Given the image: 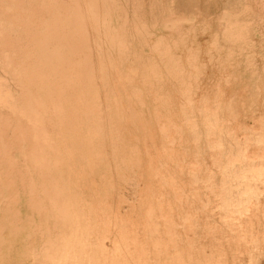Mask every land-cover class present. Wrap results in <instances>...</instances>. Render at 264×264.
<instances>
[{
  "label": "rangeland",
  "instance_id": "obj_1",
  "mask_svg": "<svg viewBox=\"0 0 264 264\" xmlns=\"http://www.w3.org/2000/svg\"><path fill=\"white\" fill-rule=\"evenodd\" d=\"M42 1L34 0L37 2V7H41ZM121 1L125 5L127 14L133 16L132 1ZM139 2L143 11L145 10L144 14L147 15L146 27L152 32L151 35L166 36L171 32L170 36L167 34V37L169 36L167 41L170 42H168L169 49L174 46L171 48L172 52L169 51L171 52L169 55H173L170 56L172 65L170 64L166 71L167 84L163 86L162 92L156 93L153 90L156 95L153 98L149 97V86L147 85L145 89L140 83L143 69L136 71L131 92L137 95L134 101L139 103V106H136L139 120L137 127L133 129L127 117L126 127L132 129L131 139L135 143L139 142L136 144L137 149L140 150V160L133 167H127L125 170L120 164H117L120 168L115 167V169V164L109 161L110 172L100 175L99 179L92 178V186L95 185L92 188L97 191L98 197H101L100 202L95 198L92 202L94 209H97L95 213L93 212V221H96L94 223L96 225L99 223L94 230L99 227L100 234L106 232L99 235V230H96L97 235H94L98 238L93 235V239L99 240L101 249L98 243L94 245L97 246V251L100 249L99 251L102 252L105 249L103 255L107 256L105 259L107 264H117L118 260L120 264H134V260L137 264L139 259L140 264L143 260L145 264L146 262L158 264L157 260L160 259L157 258L158 255L163 258L160 264H170L171 260L172 264L178 262V264L183 262L184 264H264V16L262 19L258 18L259 13L264 12V6L256 7L255 3H252L254 6H250V0H139ZM6 7L11 8V4H7ZM26 8L28 7H25L24 11L27 10ZM165 9L168 12H163ZM171 10L176 15L169 13ZM1 11V22L4 21L3 23L7 25L10 23L9 30H12L10 32L17 30L18 32H14L15 35L23 36L21 32L23 25L18 22L13 23L9 18L6 19ZM226 14L237 20L235 21L237 28H244L242 35L226 31L225 22L222 21ZM155 16L158 21L156 23H154ZM173 16H176L175 18L182 24L180 25L179 21L177 23V19H173ZM24 17L29 19V14L23 15V20ZM48 17L49 14L46 18ZM42 21L40 20V24L35 23V28L39 25L38 29H42L44 27ZM174 23L178 25L175 26ZM155 36L148 38L147 35L145 40L148 38L147 42L151 40L153 43ZM132 44L133 50L140 53L141 43L136 40ZM23 50L21 52L24 54L28 53L27 46ZM3 51L8 52L7 62L11 64L13 53L19 54V49L14 52L12 50L11 53L6 49ZM2 57L0 56V76L3 73L5 75L10 73L12 69L7 68L8 63L5 64L6 60ZM154 58L158 60L157 56ZM179 66L183 70H180ZM122 71L129 73V62L125 63ZM5 75L1 77L5 78ZM180 78L186 80L185 83ZM12 86L13 90L17 87L16 84ZM159 95H162V99ZM110 148L109 146L108 151ZM129 168L132 173L128 171ZM112 187L113 190L115 189L114 192ZM103 197L106 201H103ZM86 200L89 202L92 198L87 196ZM96 203H100L101 211ZM115 219L120 221L118 222L120 224L116 223ZM119 229L127 233L117 231ZM108 230L113 233L117 231V234H107ZM112 234L116 238L111 239ZM135 234L137 236L134 237ZM106 235H110V242ZM126 235L127 238L124 239ZM133 237L135 239L129 245ZM103 241L105 242L102 243ZM100 242L102 245L106 243L105 246L103 245L104 248ZM135 243H138L136 250ZM114 250L116 253L110 254L109 251ZM149 251L153 252L152 255ZM166 252L167 256L164 255ZM119 253L122 258L117 257L121 256ZM149 254L151 256H148ZM132 255H135L134 258ZM127 256L130 260L126 258ZM154 259H157L156 262ZM107 260L109 263L106 262Z\"/></svg>",
  "mask_w": 264,
  "mask_h": 264
},
{
  "label": "bare ground",
  "instance_id": "obj_2",
  "mask_svg": "<svg viewBox=\"0 0 264 264\" xmlns=\"http://www.w3.org/2000/svg\"><path fill=\"white\" fill-rule=\"evenodd\" d=\"M131 1L133 16L127 14L121 0H44L40 4L41 7H37V2L34 0H0V10L6 19L9 18L13 23L18 22L23 25L21 31L23 36H17L15 35L17 30L13 29L15 33L10 32L12 31L9 30L10 23L7 25L0 20V56L6 60L5 64L8 63L9 55L3 50H10L11 53L12 50L14 52L19 49V54L13 53L11 60L13 63L6 64L8 69L12 68L10 73L6 75L3 73L7 78L0 76V264H107L105 263L107 256L103 255L105 249L100 252L101 246L95 233L99 227L94 230L99 223L96 225L94 224L96 221H93V212L97 210L92 204L93 198L100 202L101 197H98L97 191L93 190L95 185L92 186L91 180L93 177L98 178L110 172L111 162L115 164L114 168H118L117 164H120L125 170L127 167H133L140 160V150L137 149L136 144L139 142L135 143L131 139L132 129L126 127L127 117L133 129L137 127L139 120L136 108L139 103L134 101L137 95L131 92L132 82L136 78V71L141 68L143 70L142 75L140 74V83L143 88L149 86V97L156 96L154 91L162 92L163 86L168 82L166 71L169 65H172L169 54L174 47L169 49L168 46L167 40L171 32L167 33L170 34L168 37L166 33V36L151 35L152 32L146 27L145 10L143 11L139 0ZM28 3L30 5H27ZM250 3V6L253 5L252 3H255L256 7L264 6V0H250ZM7 4H11L10 9L6 7ZM25 7H28L26 11H24ZM165 11L167 10L163 12ZM263 13H259V19L263 18ZM26 14H29V19L24 17L23 20L22 16ZM48 14L49 17L46 18ZM228 15H222L226 31L242 35L244 28H237L235 26L237 20ZM175 17L173 16V19ZM154 18L156 19L154 23L158 22L157 17ZM40 20H43L42 29H38L39 25H37L38 22L40 24ZM178 21L177 19V23ZM177 23L174 25L177 26ZM147 35L148 38L155 36V41L147 42L148 38L145 40ZM136 40L141 43L142 54L133 50L132 43ZM25 46L28 47L27 54L23 53ZM155 56L158 60L154 58ZM127 62H129V73L122 71ZM181 81L185 83L186 80L182 78ZM12 84L17 85L15 90ZM161 96L159 95L160 98ZM109 146L110 151H108ZM130 170L131 168L128 171ZM111 175L113 177V174ZM114 191L115 189L112 192ZM87 196L92 200L88 202ZM104 197L103 201H106ZM99 210L101 211L100 207ZM115 221L120 222L117 219ZM100 231L99 235L104 233L100 234ZM109 231L107 234L113 233ZM117 231L114 233L117 234ZM125 233L123 231V234ZM93 235L97 238L93 239ZM109 236H107L108 240ZM110 237L112 239L114 235ZM134 237L130 239L131 242L126 240L129 245L133 243ZM126 238L127 235L124 239ZM138 239L137 237L136 240ZM94 243H98L100 251H97ZM124 243L128 245L127 242ZM135 244L136 250L138 243ZM106 249L108 252V248ZM117 249L119 250L118 247ZM109 252L113 254L115 250ZM149 253L152 255L153 252L149 251ZM165 254L167 256V252ZM129 256L126 258L128 259ZM134 256L132 255L133 258ZM117 257L122 258V255ZM157 258H160L156 259L160 264L163 258L161 259L160 255ZM143 261L142 263L145 264ZM170 262L172 264V260ZM118 263L120 264L119 260Z\"/></svg>",
  "mask_w": 264,
  "mask_h": 264
}]
</instances>
